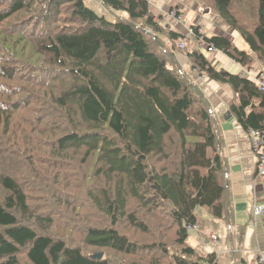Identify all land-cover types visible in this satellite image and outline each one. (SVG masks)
I'll list each match as a JSON object with an SVG mask.
<instances>
[{
    "label": "trees",
    "instance_id": "1",
    "mask_svg": "<svg viewBox=\"0 0 264 264\" xmlns=\"http://www.w3.org/2000/svg\"><path fill=\"white\" fill-rule=\"evenodd\" d=\"M97 1L111 20L85 0H0V264H216L188 242L227 192L192 75L228 86L237 124L264 133V92L206 51L264 71V0H209L246 51L221 35L179 50L148 0Z\"/></svg>",
    "mask_w": 264,
    "mask_h": 264
},
{
    "label": "crops",
    "instance_id": "2",
    "mask_svg": "<svg viewBox=\"0 0 264 264\" xmlns=\"http://www.w3.org/2000/svg\"><path fill=\"white\" fill-rule=\"evenodd\" d=\"M176 4L182 8L178 9L185 15L182 23L171 18L169 13L162 17L161 14L156 13L170 7L169 5H172L170 8L176 7ZM88 6L92 7L90 3ZM149 7L156 18L161 17L159 23L162 26L170 25L171 30L187 37V48L190 46V49H195V45H192L195 40L188 32L198 20L195 5L190 0H151ZM213 21L214 18H209L208 20L200 19L198 22L203 24V27L209 28ZM216 35L220 36L212 33L207 34V37ZM233 35L232 31H228L224 35L221 34L239 48L235 41L240 38H235ZM238 41L241 43L239 49L246 51L247 47L243 41L241 39ZM175 58L184 71L189 70L190 66L183 53L180 51L175 53ZM208 60L215 62L218 66L223 64L222 68L227 71L231 63L235 64L219 52L209 54ZM242 71L241 68L239 73ZM192 76L206 97L218 124L221 154L224 159L227 179V192L223 217L213 218L206 208L196 210L199 229L189 233L188 242L202 256L213 255L216 264H255L257 255L259 253L264 255V216L254 222L250 208L253 204L264 205V178L255 179L256 158L251 149V138L248 132L237 124L230 113V104L235 97L233 91L228 86L220 85L207 78ZM212 236H216V241L212 240Z\"/></svg>",
    "mask_w": 264,
    "mask_h": 264
},
{
    "label": "built area",
    "instance_id": "3",
    "mask_svg": "<svg viewBox=\"0 0 264 264\" xmlns=\"http://www.w3.org/2000/svg\"><path fill=\"white\" fill-rule=\"evenodd\" d=\"M149 2L151 0H148ZM169 16L174 18L177 22L182 23L184 21L183 15L173 9L169 12ZM190 35H194L193 29L189 30ZM197 34L199 35V41L197 43L198 46L203 47V36H205L204 31L199 28L197 30ZM185 45L183 41L178 43L179 49H184ZM206 51L210 54L215 53V50L210 47L206 48ZM242 75L253 83H255L260 91L264 92V72L262 71H254L253 69H243ZM248 134L251 138V149L253 152L254 157L256 158V174L255 179L257 178H264V133H259L255 131H248ZM250 213L254 222L264 216V205H256L253 204L250 208ZM198 226L195 224L193 226L188 227V232H196L198 230ZM216 236H212V240L216 241ZM255 264H264V255L263 253H259L255 259Z\"/></svg>",
    "mask_w": 264,
    "mask_h": 264
},
{
    "label": "rangeland",
    "instance_id": "4",
    "mask_svg": "<svg viewBox=\"0 0 264 264\" xmlns=\"http://www.w3.org/2000/svg\"><path fill=\"white\" fill-rule=\"evenodd\" d=\"M194 5H195V10H196V15H197V20L199 21L200 19H206V20H208L209 18H214V21L211 23V26L208 28V27H203L202 25L203 24H200L198 21H197V23L195 24L196 26L197 25H199V26H197L198 28H201L203 31H204V33H205V36H207V34L209 35V34H212V33H214V34H218V35H221V34H225L226 32H228V31H231L224 23H223V21L218 17V15L216 14V12L211 8V5H210V2H209V0H190ZM236 1V0H235ZM85 3L88 5V3H90L91 5H92V9H94L96 12H98L99 13V15H102V16H104L105 18H107V19H112V17L110 16V14L107 12V11H105L101 6H100V4L97 2V0L95 1V0H93V1H91V0H85ZM170 7L172 6V5H169ZM170 7H167V8H164L163 10H161L160 12H156L157 14H161L160 16L162 17V16H164L165 14H168L172 9H177V10H179V9H182V8H179V5H177L176 4V7H172V8H170ZM152 8V7H151ZM170 8V9H169ZM179 8V9H178ZM124 13L123 12H118V15H120V16H122ZM183 14V18H185L184 16V13H182ZM159 16V18H161ZM158 18V17H157ZM184 22V21H183ZM165 26V25H164ZM167 30H171V26L169 25V26H166L165 27ZM234 35V37L235 38H239L238 37V35H236L235 33H233ZM238 40H240V39H237L236 41H235V44H237L238 46H239V48H240V46H241V43L238 41ZM192 45H195V46H197V42L195 41H193L192 42ZM177 46H178V44H177ZM185 47H187V44H185ZM188 49H190V46H188ZM208 53H207V57H208ZM223 64H221V65H219L218 67H223L222 66ZM252 69L254 70V71H259L260 69H261V65L260 64H258V63H255L253 66H252ZM228 71L230 72V73H239V72H241V68L240 67H238L236 64H232L231 63V65L229 66V69H228Z\"/></svg>",
    "mask_w": 264,
    "mask_h": 264
},
{
    "label": "water",
    "instance_id": "5",
    "mask_svg": "<svg viewBox=\"0 0 264 264\" xmlns=\"http://www.w3.org/2000/svg\"><path fill=\"white\" fill-rule=\"evenodd\" d=\"M111 20V19H110ZM102 257V254H99V255H94L92 258H97V259H100Z\"/></svg>",
    "mask_w": 264,
    "mask_h": 264
}]
</instances>
